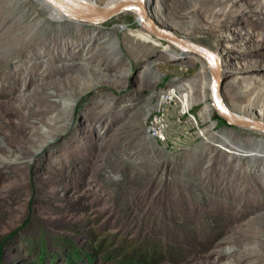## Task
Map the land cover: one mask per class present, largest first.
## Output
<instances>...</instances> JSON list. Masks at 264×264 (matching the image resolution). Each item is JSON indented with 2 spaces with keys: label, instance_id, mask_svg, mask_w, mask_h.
<instances>
[{
  "label": "rangeland",
  "instance_id": "rangeland-1",
  "mask_svg": "<svg viewBox=\"0 0 264 264\" xmlns=\"http://www.w3.org/2000/svg\"><path fill=\"white\" fill-rule=\"evenodd\" d=\"M149 1L159 28L220 58L227 107L264 122V0ZM138 17L77 25L0 0V264H112L100 234L153 247L152 264H264V133L227 125L207 64Z\"/></svg>",
  "mask_w": 264,
  "mask_h": 264
},
{
  "label": "water",
  "instance_id": "water-1",
  "mask_svg": "<svg viewBox=\"0 0 264 264\" xmlns=\"http://www.w3.org/2000/svg\"><path fill=\"white\" fill-rule=\"evenodd\" d=\"M55 5L60 10L66 11L74 16L84 18L91 23L98 22L99 18L107 17L118 10H135L139 13L141 19L145 22L146 27L152 33L164 37L171 44L179 48L181 51L193 54L201 58L208 66L210 72V91H211V104L213 110L217 115L222 118L227 125L252 127L264 132V124L260 121L248 118H239L232 115L223 99L222 89L226 76L220 71L219 64L217 63L213 54L206 48L189 43L166 30L157 27L148 17L146 9L140 2L134 0H122L116 2L108 7H93L88 4L78 2L75 0H47ZM94 15V17H91Z\"/></svg>",
  "mask_w": 264,
  "mask_h": 264
},
{
  "label": "bare ground",
  "instance_id": "bare-ground-1",
  "mask_svg": "<svg viewBox=\"0 0 264 264\" xmlns=\"http://www.w3.org/2000/svg\"><path fill=\"white\" fill-rule=\"evenodd\" d=\"M44 2H46L49 6H52L54 9H56V10H58L59 12H60V14L64 17V18H66V19H68V20H70V21H72V22H74L75 24H77V25H81V23L82 22H84L86 19H84V18H81V17H79V16H74V15H71L70 13H68V12H66V11H63V10H60L59 8H57L55 5H53L52 3H50L49 1H47V0H43ZM75 1H78V2H82V3H85V4H88V5H90V6H93V7H98V8H100L99 6H98V4H97V1L96 0H75ZM118 0H111L109 3H107V7L108 6H110V5H112V4H114V3H116ZM120 1V0H119ZM118 1V2H119ZM122 1V0H121ZM134 1H136V2H140L143 6H144V8L146 9V12H147V15H148V17L151 19V21L155 24V22L152 20V18H151V11L153 10L151 7H150V1L149 0H134ZM151 8V9H150ZM121 11H125V10H118V11H115L113 14H111L110 16H107V17H102V18H99L98 19V22H96V23H93V25L94 26H98V24H100L101 22H103V21H105V20H107V19H109V18H111L113 15H115V14H117V13H119V12H121ZM131 12H135L138 16H139V13L137 12V11H135V10H130ZM91 17H94L95 18V16L94 15H91ZM138 23L140 24V26H142L145 30H147L146 32L149 34V35H151L152 37H155L156 39H159V40H161V41H167L164 37H162V36H160V35H156V34H154V33H152L150 30H148V28L146 27V24H145V22L141 19V17L139 16L138 17ZM102 24V23H101ZM156 25V24H155ZM157 26V25H156ZM158 27V26H157ZM167 31V30H166ZM168 32V31H167ZM170 33V32H169ZM172 34V33H171ZM174 35V34H173ZM176 36V35H175ZM178 37V36H177ZM186 41V40H185ZM95 46V41L94 40H91L90 42H89V44L87 45V47H86V51H87V55H89V53H90V51L91 50H98V47H94ZM109 47H113V49H116V50H118L119 49V45H118V39L117 38H115V39H113L112 40V43H111V45H108ZM121 50V49H120ZM193 55V54H192ZM194 56H196V55H194ZM214 57H215V59H216V61H217V63L219 64V67H220V71H221V73H224V70H223V68H222V66H221V64H220V58L218 57V56H216V55H213ZM89 57V56H88ZM198 57V56H197ZM90 60V59H92V56H90L89 58H85L84 60H81V61H84V62H87V60ZM87 64V63H86ZM127 74L128 73H125V75H121V76H119V79L120 80H123V78H125L126 76H127ZM176 92H177V95H178V90L177 89H175V90H170L169 92H164V93H162L161 94V98H162V100H167V99H172V98H174V97H177L176 96ZM37 95H39V96H41L42 94L41 93H39V92H37ZM166 95L168 96V98L166 97ZM188 96V97H187ZM179 98H181L180 99V102H181V105H182V108H183V111H184V102H186V99L187 98H189V102H191V107H192V102H193V100H192V97H191V91L188 93V94H185V95H182V96H179ZM228 110H229V112L232 114V115H234V116H237V117H239V118H248L249 119V117H246V116H238L237 114H235V113H233L229 108H228ZM187 111H190V109L189 110H187ZM185 112V111H184ZM255 120V119H254ZM261 122V121H260ZM261 123H263L264 124V122H261ZM250 129H252V130H255V131H257V132H260V133H262V131H260V130H258V129H256V128H252V127H250ZM264 133V132H263ZM258 149H257V154H258V152H260V147H257Z\"/></svg>",
  "mask_w": 264,
  "mask_h": 264
},
{
  "label": "trees",
  "instance_id": "trees-1",
  "mask_svg": "<svg viewBox=\"0 0 264 264\" xmlns=\"http://www.w3.org/2000/svg\"><path fill=\"white\" fill-rule=\"evenodd\" d=\"M129 245V246H128ZM93 254L102 253L103 255L107 254V257L112 258V264H152L154 262V249L149 246H139L131 243H126L125 240H115L113 235L101 234L97 238V242L94 243ZM63 257H70L68 261L76 259L75 253L65 252L62 253ZM165 258L161 257L157 260L156 263L164 261ZM36 261V260H35ZM79 261H82L79 260ZM89 262V260H87ZM35 264V263H32ZM37 264V262H36ZM53 264H63L62 262H55ZM88 264V263H83ZM110 264V262H107Z\"/></svg>",
  "mask_w": 264,
  "mask_h": 264
},
{
  "label": "built area",
  "instance_id": "built-area-1",
  "mask_svg": "<svg viewBox=\"0 0 264 264\" xmlns=\"http://www.w3.org/2000/svg\"><path fill=\"white\" fill-rule=\"evenodd\" d=\"M145 126L148 136L153 137L159 141L166 140V128L164 122L160 117H158L157 115H152Z\"/></svg>",
  "mask_w": 264,
  "mask_h": 264
}]
</instances>
